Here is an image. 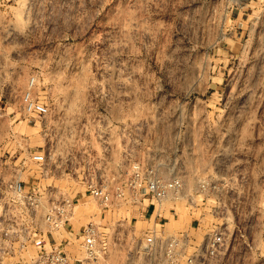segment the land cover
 <instances>
[{"label":"rangeland","instance_id":"rangeland-1","mask_svg":"<svg viewBox=\"0 0 264 264\" xmlns=\"http://www.w3.org/2000/svg\"><path fill=\"white\" fill-rule=\"evenodd\" d=\"M133 162L184 181L160 206L168 233L217 229L220 264H264V0H0V218L11 181L77 192L51 245L68 264H141L153 219L85 191ZM89 221L107 240L96 258L79 238ZM9 250L0 264H37L38 243Z\"/></svg>","mask_w":264,"mask_h":264},{"label":"built area","instance_id":"built-area-1","mask_svg":"<svg viewBox=\"0 0 264 264\" xmlns=\"http://www.w3.org/2000/svg\"><path fill=\"white\" fill-rule=\"evenodd\" d=\"M24 101V107L29 113L39 116L48 113V106L33 99L29 94L24 96ZM32 159L41 166V172L47 171L44 153H35ZM8 188L14 213L6 219L4 216L0 218V255L6 256L15 243L20 247L38 243L37 264H68L66 253L59 244L55 243L52 246L51 240L54 241L53 232L69 224L77 192L70 196L51 186L48 188H41L38 184L27 186L21 181H11ZM85 191L102 208L130 200L137 210L150 211L152 218L149 220L153 219V227L147 229L136 250L142 257L141 264L222 262L224 240L221 231L213 230L204 241L196 243L185 231L168 233L164 228L165 222H160L164 218L160 208L163 201L178 199L185 195L184 181L181 177L176 175L163 177L155 167L133 162L124 180L108 184L96 183L91 179L86 182ZM145 200L147 203H144ZM22 225H25L27 234H20ZM79 238L82 239V246L91 258L101 255L102 246L107 244L98 224L92 221L84 225Z\"/></svg>","mask_w":264,"mask_h":264},{"label":"crops","instance_id":"crops-1","mask_svg":"<svg viewBox=\"0 0 264 264\" xmlns=\"http://www.w3.org/2000/svg\"><path fill=\"white\" fill-rule=\"evenodd\" d=\"M141 212H142V210H141ZM144 215H145V216H148L149 219L152 218V215L150 214V211L145 212ZM66 232H67L68 237H69V236L71 235L70 228H66Z\"/></svg>","mask_w":264,"mask_h":264}]
</instances>
